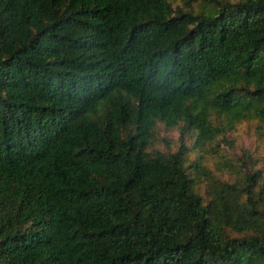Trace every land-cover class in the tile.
Wrapping results in <instances>:
<instances>
[{"label":"trees","instance_id":"trees-1","mask_svg":"<svg viewBox=\"0 0 264 264\" xmlns=\"http://www.w3.org/2000/svg\"><path fill=\"white\" fill-rule=\"evenodd\" d=\"M200 1L0 0V264H264V163L202 151L264 125V0Z\"/></svg>","mask_w":264,"mask_h":264},{"label":"rangeland","instance_id":"rangeland-1","mask_svg":"<svg viewBox=\"0 0 264 264\" xmlns=\"http://www.w3.org/2000/svg\"><path fill=\"white\" fill-rule=\"evenodd\" d=\"M175 3H182V0H174ZM194 6L199 8L200 0H193ZM258 119H249L240 122L234 130L227 131L224 135H219L216 139L205 144L204 164H207L215 176L235 181L242 171H246L251 166H256V161L260 165L264 163V125L259 128ZM180 130L178 127H169L163 122H159L156 127V134L152 139L151 149L175 150L180 145ZM186 141L189 139L186 137ZM191 141V140H190ZM196 152L190 153L195 157ZM210 188V180L203 176L199 189L204 194Z\"/></svg>","mask_w":264,"mask_h":264}]
</instances>
